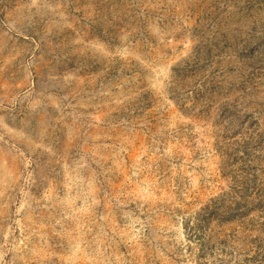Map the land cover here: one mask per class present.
Here are the masks:
<instances>
[{"label":"rangeland","instance_id":"obj_1","mask_svg":"<svg viewBox=\"0 0 264 264\" xmlns=\"http://www.w3.org/2000/svg\"><path fill=\"white\" fill-rule=\"evenodd\" d=\"M0 264H264V0H0Z\"/></svg>","mask_w":264,"mask_h":264}]
</instances>
